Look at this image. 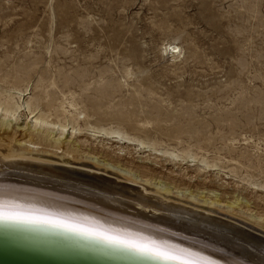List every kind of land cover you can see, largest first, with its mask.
Returning <instances> with one entry per match:
<instances>
[{
	"label": "rangeland",
	"instance_id": "1",
	"mask_svg": "<svg viewBox=\"0 0 264 264\" xmlns=\"http://www.w3.org/2000/svg\"><path fill=\"white\" fill-rule=\"evenodd\" d=\"M7 94L22 107L6 118L12 147L154 200L150 185L90 161L159 181L168 203L264 242V0H0ZM43 112L52 135L34 128Z\"/></svg>",
	"mask_w": 264,
	"mask_h": 264
},
{
	"label": "bare ground",
	"instance_id": "2",
	"mask_svg": "<svg viewBox=\"0 0 264 264\" xmlns=\"http://www.w3.org/2000/svg\"><path fill=\"white\" fill-rule=\"evenodd\" d=\"M51 85H56V79ZM47 99L49 107L52 108L57 98L47 96ZM26 104L33 113L32 104L29 101ZM70 105L75 108L77 104L73 101ZM63 106V114L66 115L68 111ZM35 107L37 109V106ZM20 108L22 107L15 102L13 95L0 97V112L4 116L0 124V131L3 133V137L0 136V220L2 222L9 225L38 227L47 234L61 235L65 238L72 234L83 239H93L107 246L125 252L132 251L135 255L152 258L164 264H264L263 241L243 233L240 228L237 229L229 222L224 223L207 216L198 218L196 212L186 211L187 207L182 208L168 203L166 200L168 195L173 193V189L162 186L159 181L151 183L113 164L101 162L98 158L94 157L98 162L92 158L91 161L88 159L90 162L93 161L95 167L102 166L101 168L115 170L122 175L120 176L122 179L131 180V184L142 182L145 186L150 185L155 189L154 193L158 192V196L161 195L167 198L166 200L161 196L156 197L159 200H154L153 196H147L146 192L144 194L143 189L140 190L141 192L126 190L116 182L105 180L101 176L53 167L56 161L50 165L53 160L51 159L49 163L50 159L46 157L49 160L47 163L46 159V161L41 159V151L39 153L37 148L34 149L35 147H12L9 136L11 126L7 125L6 118L15 116ZM82 115L85 114L71 113L70 117L77 116L79 120ZM49 118L45 112L41 113L35 120L34 128L42 124L39 127L41 130L49 135L54 134L51 126L48 127L53 125L49 122ZM66 127L67 125L59 124L62 135L65 134ZM102 130L108 135L122 134L120 130L112 128ZM71 158L78 159L72 155L68 161L63 160V162L69 163ZM57 163L59 165L61 162L57 161ZM66 163L64 162V165ZM70 167L74 168L73 165L69 166V169ZM103 172L106 173V170ZM125 180L123 181H128ZM140 188L146 190L145 187ZM147 189L149 190V187ZM185 193L182 194L183 197ZM195 196L188 194L186 198L211 206L218 203V200L210 202L202 196L201 199ZM173 198L174 196L171 200ZM181 202L183 205V201ZM188 204L185 202V205ZM228 208L234 215L243 213L235 204H228ZM189 209L191 211V208ZM198 209L202 208L198 207ZM208 210L210 209L204 211ZM179 213H187L189 216L183 217ZM187 234L200 238H192Z\"/></svg>",
	"mask_w": 264,
	"mask_h": 264
},
{
	"label": "water",
	"instance_id": "3",
	"mask_svg": "<svg viewBox=\"0 0 264 264\" xmlns=\"http://www.w3.org/2000/svg\"><path fill=\"white\" fill-rule=\"evenodd\" d=\"M133 253L93 239L50 235L38 227L0 220V264H164Z\"/></svg>",
	"mask_w": 264,
	"mask_h": 264
}]
</instances>
